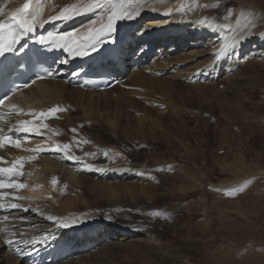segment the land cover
<instances>
[{
  "label": "rangeland",
  "instance_id": "rangeland-1",
  "mask_svg": "<svg viewBox=\"0 0 264 264\" xmlns=\"http://www.w3.org/2000/svg\"><path fill=\"white\" fill-rule=\"evenodd\" d=\"M239 5L213 0L207 8L220 19L234 21L236 11L255 18L256 36H264V0ZM143 17L140 24L150 18ZM228 76H222L228 87L225 80L209 89L196 81L194 91L124 83L114 89L115 104L89 107L99 120L73 119L82 110L68 104L70 118L59 132L22 138L29 139L22 150L29 154L20 159L39 161L46 148L67 141L76 161L88 166L86 179L63 182L54 192L61 215L82 226L107 224L154 237L152 247L113 249L102 263L141 264L146 252L149 264H264V62L241 78ZM103 169L111 176L98 177ZM25 189L27 204L47 199L45 187L31 180Z\"/></svg>",
  "mask_w": 264,
  "mask_h": 264
},
{
  "label": "bare ground",
  "instance_id": "bare-ground-1",
  "mask_svg": "<svg viewBox=\"0 0 264 264\" xmlns=\"http://www.w3.org/2000/svg\"><path fill=\"white\" fill-rule=\"evenodd\" d=\"M211 1L213 0H100L102 7H90L93 0H31L29 9L17 17L31 22L38 14L39 20L31 32H24L22 37H17L18 43L14 47L20 46L22 41L29 38L47 36L49 32L59 35L75 33L77 42L84 43L89 30L106 25L113 13L132 15L131 19L120 18L116 21L115 42L106 40L98 52L84 57L73 58L64 49L68 63H60L62 72L58 79L39 81L0 105V137L11 136L13 140H20L19 146L7 142L0 144V158H3L0 167L9 168L12 162L17 161L15 168L22 173L0 174V181L5 185L22 183L26 186L28 180H31L35 185L45 187L46 190L40 191L47 196L45 201L31 205L26 203L27 199H22L25 197L21 194L28 193L25 187L0 188V264H27L26 255L34 251L46 258L47 262L65 254L69 255L68 258L58 264H100L109 259L113 249L131 247V253L138 251V245H155L154 237L148 232L125 228L118 230L107 224L82 226L78 224V220L64 217L55 210V199L48 196L51 194L54 197V192L63 182L80 183L86 179L85 170L88 166L82 160L76 161L80 157L72 152V144L68 143L69 147L63 148L67 141L60 147L56 145L46 148L44 155L40 154L42 158L39 161H29L32 156L20 159L23 153L29 154L22 151L29 139L27 137L26 142L22 140L25 132L21 130V122L28 121L29 126L35 129L27 135L37 134L38 130L47 135L56 133L63 121L70 118L68 110L59 111L55 117L45 121L36 116L56 106L67 109L68 104L82 110V115L72 117L73 119L91 120L94 112L89 107L115 104L117 96L114 89L124 83L134 86L148 82L155 83L159 88H164L161 86L166 84L165 88L169 91L179 87H188L194 91L196 81L209 89L216 88L219 81L225 80L227 84L224 87H228L230 81L222 78L224 74L241 78V74L249 66L264 62V36H256L255 26L258 21L255 18L245 20L243 14L236 11L238 16L234 21L229 18L220 19L217 14L208 10ZM235 1L242 8L245 6V0ZM28 2L29 0H0V20L12 21L16 10ZM73 6L77 11L71 10ZM65 9L69 11L63 18L50 19L59 16ZM251 9L257 11L256 7L252 6ZM144 15L150 18L145 20V24H140ZM157 22L163 23L162 26H151ZM126 49L135 54L129 58V62L125 57H119L122 62L120 68H125L121 74V82L111 89L85 90L64 77L67 73L75 74L82 69L96 71L99 67L113 72L115 69L109 64L111 58L118 53L126 55ZM198 59L201 60L197 61ZM84 161L88 163L87 160ZM101 170L97 172L98 177L111 176L104 169V172ZM104 183L99 181V187ZM13 204L17 207L13 208ZM82 217L85 215L81 213L80 218L83 219ZM65 221L69 226L61 227ZM160 246H156L159 254L162 243ZM147 254L144 252V256L140 257L141 264H149Z\"/></svg>",
  "mask_w": 264,
  "mask_h": 264
},
{
  "label": "snow or ice",
  "instance_id": "snow-or-ice-1",
  "mask_svg": "<svg viewBox=\"0 0 264 264\" xmlns=\"http://www.w3.org/2000/svg\"><path fill=\"white\" fill-rule=\"evenodd\" d=\"M107 2H111V0H107ZM31 4V0H29L28 3H25L22 8H19L16 10V12L13 14L12 22H4L0 21V57L5 56L7 53L12 52L15 50L14 45L18 43L17 37H22L24 32H31L33 30L34 25L39 20L38 14L33 17L32 21L29 22L23 17L20 19H17L18 16H20L21 13H25ZM100 0H93V2L90 4V7H102ZM72 11H77L75 9V6L71 9ZM69 11V9H65L64 12L60 13L57 17H51L50 19H59L63 18L65 14ZM120 18L125 19H131L132 15L131 13H120L117 15L116 13H113L108 18V23L104 25L103 27L96 29L92 28L89 30V32L85 36V42L84 43H78L77 42V36L75 33H65L63 35L54 34L49 32L47 36H40L38 38V41L41 45L52 47V48H61V49H67L73 56L75 57H84L92 55L95 52H98L100 47L103 45V43L106 40H111L112 42H115L114 34L117 29L116 21ZM61 63H68V60H63ZM3 104V99L0 98V105ZM66 109H62L59 106H56L52 109H49L47 113L40 112L38 116H36L37 119H47V118H53L56 116V113L59 111H65ZM35 115V114H32ZM38 127V126H37ZM21 130L25 133L33 132L35 129L34 127L29 126L28 121L21 122ZM72 131H76L73 129ZM38 134V132H37ZM10 143L13 146H19L20 140L15 139L11 136L8 137H0V144L3 143ZM69 145H64L63 148L67 149ZM59 150V149H56ZM87 155H94L92 153H88ZM3 158H0V162H2ZM16 173L17 175H21L22 173L17 172L16 168H4L0 167V174H12ZM3 187H17V188H23L25 187L24 184H7L5 185L2 181H0V188ZM13 208H16L17 205L13 204ZM61 227H68V223L65 221L61 225ZM47 239V237H45ZM8 243H11V241H8Z\"/></svg>",
  "mask_w": 264,
  "mask_h": 264
}]
</instances>
